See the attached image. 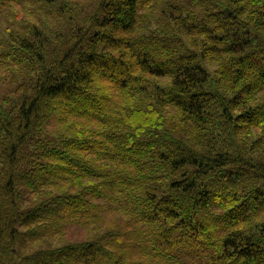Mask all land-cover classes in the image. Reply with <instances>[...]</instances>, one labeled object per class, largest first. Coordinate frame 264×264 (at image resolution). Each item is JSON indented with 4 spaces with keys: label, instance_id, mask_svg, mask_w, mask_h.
Wrapping results in <instances>:
<instances>
[{
    "label": "trees",
    "instance_id": "16d2710c",
    "mask_svg": "<svg viewBox=\"0 0 264 264\" xmlns=\"http://www.w3.org/2000/svg\"><path fill=\"white\" fill-rule=\"evenodd\" d=\"M9 7L0 264H264V0Z\"/></svg>",
    "mask_w": 264,
    "mask_h": 264
},
{
    "label": "rangeland",
    "instance_id": "374dc122",
    "mask_svg": "<svg viewBox=\"0 0 264 264\" xmlns=\"http://www.w3.org/2000/svg\"><path fill=\"white\" fill-rule=\"evenodd\" d=\"M15 11L14 7H9V12L12 13ZM20 12H22V10H20ZM17 11L14 12L10 17H7V19H5L4 17L0 16V39L3 38V41H5L6 43H9L8 40V36L6 34L7 30H6V25L7 23L9 25H11V23H13L14 21H16L15 19L18 20V16L16 15ZM19 13V12H18ZM12 18H14V20L12 21ZM19 21V20H18ZM148 25H155L154 22L152 20H150L148 22ZM186 43V42H185Z\"/></svg>",
    "mask_w": 264,
    "mask_h": 264
}]
</instances>
